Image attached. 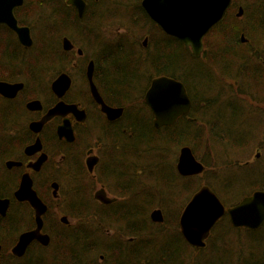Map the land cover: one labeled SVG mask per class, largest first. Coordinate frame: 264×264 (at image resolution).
I'll return each instance as SVG.
<instances>
[{
    "label": "flooded vegetation",
    "instance_id": "1",
    "mask_svg": "<svg viewBox=\"0 0 264 264\" xmlns=\"http://www.w3.org/2000/svg\"><path fill=\"white\" fill-rule=\"evenodd\" d=\"M143 1L12 0L3 3L0 0V264H43L41 254L50 248V251L53 248L57 252L45 256L59 264H130L127 260L133 254L129 253L127 247L121 253L95 252L84 255L80 252L79 241L74 246V252L68 251L66 246L59 250L55 244L52 232L71 227L73 220H76L73 213L81 214L92 204L108 210L112 217H119V223L124 221V214L131 210L139 213L162 212V223L149 221L158 230L153 233L161 236L142 240L140 264H226L224 260L227 258H236L237 264H241L239 244L242 231H253L256 235L264 231V224L259 229L250 230L234 227L231 223L229 210L254 193L264 192L263 179L246 177L242 180L236 175V166L232 164L238 159L230 167L235 174H229L230 168H225L222 174L212 177L216 179L213 180L208 174L205 175L207 167L194 150L187 145L180 146L171 167L175 171L172 189L163 196L164 187L158 181L157 173H146L147 161L143 155L146 144L140 139L126 140L132 130H146L150 125L156 131H183L196 126L193 113L204 109L202 100L210 96L205 92V83L199 78H192L188 86L178 80L190 100V111L171 126L154 128V117L144 98L152 80L163 76L159 64L153 60L147 61V50L153 51L158 45L161 46L157 42L163 38L172 51L173 67H178V52H184L191 59L187 72L188 76L192 73V77L196 71L201 73V70L211 68L210 52L215 48L211 47V50L209 47L210 31L202 41V52L197 57L191 56L192 47L188 48V52L179 40L167 36L151 21L142 5ZM233 4L234 0L228 11ZM115 5L123 12V16L118 18L121 21L126 18V28H118L105 41L98 25L113 21L110 9ZM239 9L244 12L240 6L237 13ZM237 13L235 17L238 19ZM139 27L144 33L139 43L144 59L142 64L148 74L144 77L140 95L144 109L140 111L129 109L130 104L125 97H121L116 87L120 82L125 83L130 62L108 59L116 49L124 57L130 48L135 53L138 43L130 35L135 34L133 30ZM239 39L242 45L247 42L243 33ZM242 39L246 42L243 43ZM140 64L139 61L137 66ZM90 66L92 83L103 103L111 109L122 110L114 120L107 118L91 92L88 79ZM114 69L121 70L118 74L120 79L119 76L113 77ZM251 72L254 112V61ZM61 78L60 86L55 89L53 85ZM237 94L234 93L235 98ZM144 110L145 119L142 117ZM183 147H188L194 158L203 165L202 174L180 175L177 163ZM260 156L261 153L256 152L253 160L244 161L243 165L247 167L253 164L254 168V162ZM155 178L157 180L152 186L154 193H151L146 182ZM196 180L199 183L197 189ZM25 181L30 182L31 190L43 209L40 217H37L28 199L18 197ZM204 186L218 198L224 207V214L210 230L203 241L204 245L196 247L182 235L180 218L192 197ZM100 191L110 203L104 204L95 198ZM164 210L174 213L165 215ZM38 218L41 221L39 234L48 237L49 243L43 245L33 240L22 255L14 254L20 237L37 230ZM226 231H233L234 237L226 238ZM107 235L112 243L118 240L114 231L111 233L108 230ZM119 239L123 245L134 240L124 235ZM234 240H237L234 247L231 245L227 249L225 241L232 244ZM111 247L114 250V244ZM248 256L251 264H264V248Z\"/></svg>",
    "mask_w": 264,
    "mask_h": 264
},
{
    "label": "trees",
    "instance_id": "2",
    "mask_svg": "<svg viewBox=\"0 0 264 264\" xmlns=\"http://www.w3.org/2000/svg\"><path fill=\"white\" fill-rule=\"evenodd\" d=\"M250 4V8H248L247 5L244 4L247 8V13L244 8V14L242 16V18L244 17V19H242V28L234 23L235 21H237V18L235 19L230 16L233 13L232 9H236L237 7L234 0V4L230 11H228L223 20L211 31V34L215 33V35L210 34L211 36L209 37L211 38V41L209 42L210 49L211 47H213L212 39L216 40L219 45L218 48H215L214 51L210 52V67L211 69L218 67L222 68L224 70L223 73H226V75H224L225 78L238 83H236L238 86H235L237 93L239 92L237 94V99L235 98V95L233 91H231V89L224 90V92L227 94H221V97L218 99L216 97H211V92L207 89L209 83L212 82L210 76V73L212 72L211 69H206V71L201 70V73H199V71H196V74L193 73L194 75L192 77V73L190 74V76H188L187 65L191 59H189L187 55L182 51L177 53V71V68L173 67L174 65L172 64V51L169 47H167L169 46V44L163 41V38L162 40L159 39V41L157 42V45L161 43L162 46L158 45L153 49V51L148 52L147 50V61L153 60L154 62H156V60H159L160 58H165L168 61L167 65L162 66L161 76L176 78L177 80L185 83L187 86L190 81H192V78H199V81L205 83V92L210 94V96H205V98H203L202 100V102L205 104V108L202 110H195V112L193 113V117L195 118L194 124L196 123V126L194 125L192 128H188L183 131H171L170 129L156 131L150 125L146 130L134 129L135 131L132 130L130 133H128L129 136L126 138V140H143L146 144L145 148H148V151L156 155L155 157L158 163L152 161V164H150V168H153L155 170V168L158 167V169L155 171H153L152 169L151 173L156 172L157 178L161 180L158 181L164 187L162 193L163 196L165 194H168V190L169 192L171 191V183L172 179L174 178L173 172L175 173L174 170L170 171L167 168H163L165 160L169 158L168 153L172 152L173 148L177 150L180 146L183 145L190 146L196 153V147H201L202 143L198 139H205L206 135H209V142H211L212 146H217L221 144L222 141H228L229 146L237 148L236 150L244 148L245 143H249L251 141L258 143L259 146L257 148L259 149L261 156L258 161L254 162V168L253 164H250L246 167L245 165H243L244 161L239 160L232 165L236 166V175L239 176V178H241L242 180H245L246 177H248L249 179H252L254 177L259 178L260 180H264V162H261L264 158V114L262 115L261 111L264 110H261L260 108L264 103L258 99L259 94H261V84L262 82H264V55L262 54V52L264 53V0H253ZM242 33L247 36L251 43L247 42L243 45L240 44L239 36ZM252 33H254V35ZM257 35L260 36L259 39H256ZM260 38L262 42L259 41ZM237 47H239L240 49L246 48L248 50L238 51ZM253 49L254 54L252 53ZM108 59L115 61L126 60L130 62L129 75L125 83H118V80V84H116V87H118L121 97H125V101H127V103H129L131 107H133L134 102H139V105H136L135 107H138L139 111L144 109L140 97L143 81L148 75L146 74L147 69L145 68L144 64H142V62H144V59H140L138 53L136 51L135 53H133L132 49L126 51L125 57L122 55L119 49H116L113 56ZM139 61L141 62L142 66L141 64L137 66ZM253 61L254 112L251 100L252 72L251 70H249V67L251 69V63ZM113 71V77L117 78L121 70L114 69ZM125 84H127L126 88H124ZM242 85H246V88L243 89ZM115 91L118 93L117 89H115ZM243 96L250 101L249 107H246L242 103L241 97ZM231 101L242 103L241 108H238L234 104V102L231 103ZM262 107L264 108V106ZM196 108L197 107H195L194 109ZM142 113V115L146 114L145 110L142 111ZM147 121L150 122L148 118ZM136 135L138 137H136ZM139 135H141V137H139ZM153 135L157 136L158 139ZM143 147L144 146H142V148ZM200 160H202L207 168L212 167L211 164L206 162V158L202 159L201 157ZM173 165L174 164H172L171 167H173ZM232 165L230 163V167ZM207 174L208 172L205 175ZM219 174H217V176H219ZM212 179L216 180L215 178ZM197 182L198 181L196 180V189L199 185V183ZM217 182L218 179L216 181V184ZM260 188L263 187L260 186ZM144 213L147 212L140 211L139 213L131 210L130 212H126L124 214L123 220L127 221L125 223L126 225L130 222H141L145 220L144 222L146 223V226H144V230L141 233L138 232L140 229H136V231H129V236H140V238L135 243L132 241L131 243H126V245L122 244V246L120 247L110 242L108 235L104 231L106 230L105 228H108L109 223H119L120 218L117 216L112 217L108 210L100 209L98 207H95V205L93 204L90 205L89 209L86 208L85 210H83L81 214L73 213V217L77 220L76 224L67 229H59L53 231L52 236L55 238V244L57 245L59 250L66 246L68 251L74 252V246L76 242L79 241L80 252L84 255H90L95 252H109V254L121 253L125 252L127 247L129 253L132 252L133 254L132 258L129 259V261L127 260V262H129L130 264H140L139 250L142 240L148 237L161 236V234L156 235L152 231H147L148 229L152 228V225L149 224V215H146V220L144 218ZM167 214L168 212L165 211V215ZM112 220H115L117 222H114ZM243 233H245L247 237L244 238L245 236H241V241L239 244L241 251L240 263L251 264V260L248 254L254 255V252H260L257 249L258 242L255 243V241L262 236L259 232L256 235L253 231L249 230H243L242 234ZM234 235L235 234L233 231H226L225 237L233 238ZM253 238L254 240H252ZM236 241L237 240H234V243L232 244L225 241L226 248L229 249L231 245H233L234 247ZM113 244L115 245L116 250H112L111 246H113ZM232 259L233 260H229V258H227L226 260H224V262L226 264H237L236 258ZM119 262H122V260H120Z\"/></svg>",
    "mask_w": 264,
    "mask_h": 264
},
{
    "label": "water",
    "instance_id": "3",
    "mask_svg": "<svg viewBox=\"0 0 264 264\" xmlns=\"http://www.w3.org/2000/svg\"><path fill=\"white\" fill-rule=\"evenodd\" d=\"M1 1L3 3L12 2V0ZM231 4L232 0H144L142 3L151 21L167 36L179 40L187 51L189 47H192L193 52L190 55L193 57H197L202 52L204 37L223 20ZM242 13V10L239 9L237 17H241ZM242 42L245 43L246 40L242 39ZM88 79L91 84V92L102 106V111L107 118L114 120L119 117L122 110L106 106L93 85L92 66L88 69ZM61 81L62 78L53 87L57 89ZM144 102L153 114L155 129L173 125L178 118L188 115L191 108L183 84L165 76L152 80ZM177 169L182 176L200 175L204 171L203 165L194 158L188 147H183L180 150ZM102 194V191L96 193L95 198L101 203H110V200H105ZM18 197L28 199L33 204L37 217H40L43 209L32 192L29 181H25L21 185ZM228 213L234 227L259 229L264 224V192L254 193L237 207L229 210ZM223 214L224 207L218 198L208 187L204 186L192 197L182 212L181 233L192 246L201 247L210 230ZM150 220L153 223H162V212L160 210L153 211L150 214ZM40 222L38 218L35 232L20 237L17 247L13 250L14 254L22 255L24 249L33 240H38L43 245L49 243L48 237L39 234Z\"/></svg>",
    "mask_w": 264,
    "mask_h": 264
},
{
    "label": "rangeland",
    "instance_id": "4",
    "mask_svg": "<svg viewBox=\"0 0 264 264\" xmlns=\"http://www.w3.org/2000/svg\"><path fill=\"white\" fill-rule=\"evenodd\" d=\"M252 1L253 0H235V4H236L237 7H236V9L233 11V13L230 16H232L233 18L236 19L235 15L237 13V8L240 7L241 5L243 6V8H245L246 13H247V8H246L245 5H247V7L250 8V5H251L250 3ZM110 11H111L112 16H113V21H108L107 23H105L102 26L98 25L100 31L104 33V37H103L104 39L112 37L113 32L115 33L118 28H120V29L121 28H123V29L126 28V24H127L124 21L126 18H122V19H124V20H122L123 22L118 18V17H122L123 16V12H122V10H119L118 8H116V5H115V8L113 6H111ZM243 14H244V12H243ZM242 16H241V19H240V17H238V19H236L237 21L234 22L235 24L239 25V27H241V28H242V21H243L242 19H244V17L242 18ZM128 22L132 23V21H128ZM133 31L135 32V34L130 35V37H131V39H135L133 41L138 43V47H137V49H135V51L138 53V56L140 55L141 58H143L141 49L139 47V43H140V41L142 42V40L144 38V33L141 31L140 27L136 28V30H133ZM126 32H127V30H126ZM210 34H211V32H210ZM210 34L208 36V41L209 42L211 41V38H209V37L211 35H215V33L211 34V35ZM252 34L254 35V33H252ZM259 37L260 36L257 35L256 39H259ZM99 38H100V36H99ZM245 39L247 40L248 43L249 42L251 43V41H249L247 36H245ZM105 41H107V39H105ZM259 41L262 42L261 38H260ZM212 42H213V47L214 48H218L219 47L218 42L216 40L212 39ZM253 42H254V39H253ZM129 43H131V42H129ZM161 46H162V44H161ZM209 47H210V45H209ZM127 48H129V47H127ZM96 49L98 50L97 47H96ZM130 49H132V48H130ZM237 49H238V51H246L247 50L246 48L245 49L244 48L240 49L239 47H237ZM262 54L264 55L263 52H262ZM249 70H251L250 67H249ZM211 71L212 72L210 73V76H211L212 82L209 83V85L207 87V89L211 92V97H216L218 99V98L221 97V94L223 95V93H224V95H226L227 93L224 92V90H226V89H231V91H233V93L237 92V90L235 89L236 88L235 86H238L237 85L238 83L236 82L237 83L236 84L234 81L228 80L227 78H225L224 75H226V73H223L224 70L222 68H220V67L214 68V69H211ZM242 88L245 89L246 85H242ZM260 90H261L260 91L261 94H259V96H258L259 98L258 99L261 102L264 103V82H262ZM238 100H240V99H238ZM241 100H242V103L246 107L247 106L249 107L250 101L248 99H246L243 96V97H241ZM232 102H234V101H231V103ZM242 103L234 102V104L238 108H241V106H242L241 104ZM136 105H139V102L138 103L134 102L133 103V107L130 106L129 109L138 110V107H135ZM262 106H264V104ZM262 106L260 108H261V110H264V108ZM261 114L263 115L264 111H261ZM142 117L145 119L146 116L144 117V115H142ZM153 136L158 139L157 136H155V135H153ZM198 140L200 142H202V143H201V147L197 146L196 149H195V151L197 153V156L199 158L202 157V159L206 158V162H208L212 166L211 168H207V172H208V177L209 178H212L214 176H217V174L222 173L225 168L229 169L230 168V163H232L234 160L238 159L239 161H252L254 156H255V153L259 152V149L257 148L259 146V144L256 143V142H254V144H252L253 143L252 141L249 142V143H245V147L244 148H241V149L238 148L239 150H236L237 148L229 146L228 141H222L221 144H219L217 146L216 145L212 146L211 142H209V135H206L205 139L201 138V140L200 139H198ZM198 140H196V141H198ZM263 146H264V142H263ZM178 149L175 150L173 148L172 152L168 153L169 158L165 160V164L163 165V168H167L168 170L173 171V169L171 168V165L173 164V160L175 159L176 151H177V153L179 151ZM143 155H144V158H145L144 160L147 161L146 173L149 174V173L152 172L153 168H150L148 166V164H152V161L158 163L157 160H156V157H155L156 155L151 153L150 151H148V148H145V151H144ZM261 162H264V158H263V160ZM154 165H155V163H154ZM157 169H158V167L155 168V170H157ZM155 170L153 169V171H155ZM142 173H144L143 170H142ZM228 173L229 174H235V171L232 168H230ZM155 180H157V178H155V179H153L151 181L147 180V182H146L147 189L151 193H154V188L152 186H153V182H156ZM200 184H201V182H200ZM152 196H154V195H152ZM150 213L151 212H148V211H147V213H144V215H145L144 218L146 219V215L147 214L149 215ZM173 213L174 212L169 211L168 215L171 216V215H173ZM112 221L116 222L115 220H112ZM144 221L133 222V223L130 222L127 225L125 224L127 221H123L121 223H116V224L109 223L108 224V228H105L106 230H104V231H105L106 234H107L108 230H111V233L114 231L117 234V236H118V240H116L114 242V244L116 246L120 247V246H122V244H121V241H120L119 238L122 235H124L125 237H128L129 236L128 232L129 231H133V230L136 231V229H140L138 232L141 233L144 230V226H146V223ZM76 223H77V221L73 220V225L76 224ZM120 227H123L122 230H120ZM154 230L158 231L156 226H153L151 229H148L147 231L148 232H151V231L154 232ZM259 233L261 234L262 237H259L255 241V243L258 242L257 249H258V251H261V249L264 248V231L261 230ZM242 236L243 237L245 236L244 238L247 237L245 233H243ZM131 237L134 238V240H133L134 243L140 238V236H131ZM248 237H249V235H248ZM252 240H254V238ZM50 249L48 251H46V252H43L42 253L43 255L41 254V256H42V258L44 260L43 264H59V262L57 263L56 260L47 259V257L45 256V254L52 256L54 253L57 252V251H53V248H52L51 251H50ZM114 249L116 250V247Z\"/></svg>",
    "mask_w": 264,
    "mask_h": 264
},
{
    "label": "bare ground",
    "instance_id": "5",
    "mask_svg": "<svg viewBox=\"0 0 264 264\" xmlns=\"http://www.w3.org/2000/svg\"><path fill=\"white\" fill-rule=\"evenodd\" d=\"M156 62L162 67L168 64V61L165 58H160L159 60H156Z\"/></svg>",
    "mask_w": 264,
    "mask_h": 264
}]
</instances>
